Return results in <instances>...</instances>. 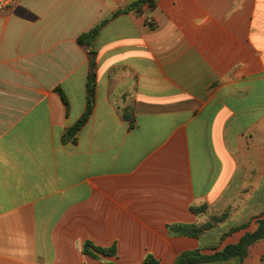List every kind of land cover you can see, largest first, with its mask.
<instances>
[{"label": "crops", "instance_id": "1", "mask_svg": "<svg viewBox=\"0 0 264 264\" xmlns=\"http://www.w3.org/2000/svg\"><path fill=\"white\" fill-rule=\"evenodd\" d=\"M81 1L90 11L70 24L53 13L75 0H20L0 14V264H142L147 255L175 264L255 232L264 0H152L131 11L132 0ZM104 21L93 112L77 142H65L87 107L89 50L77 40ZM227 211L200 238L168 230ZM86 242L117 256L84 255ZM209 264H264V240L244 260Z\"/></svg>", "mask_w": 264, "mask_h": 264}, {"label": "trees", "instance_id": "2", "mask_svg": "<svg viewBox=\"0 0 264 264\" xmlns=\"http://www.w3.org/2000/svg\"><path fill=\"white\" fill-rule=\"evenodd\" d=\"M148 3L150 7H153L152 0H139L133 5L127 8L128 11L139 9L144 3ZM140 10V9H139ZM108 21H104L100 25L91 29L89 32L82 34L78 38V44L80 46H86L89 50V75H88V84H87V107L82 118L71 128H69L65 135V142H77V134L80 130L86 125L90 116L93 112L94 102H95V93H96V57L97 53L93 49V43L98 37L100 31L105 26ZM57 92L60 93L64 104L68 107V101L65 98L64 94L60 89H57ZM207 207H201L199 209L193 208L192 211L195 214L203 212ZM229 216V211L224 212L219 215H212L206 223L203 224H193V225H170L168 230L173 236H186L192 238H200L207 232L214 230L217 226L224 223ZM239 229H233L229 234L237 231ZM225 235V236H227ZM264 240V219L258 221L257 230L253 233H246L242 239L234 245H228L221 251H216L211 255H204L201 253V250L185 252L183 253L175 262V264H209L214 262H225L232 259L244 260L249 253L250 247L260 241ZM82 252L84 255H88L93 258H99V256L106 257H116L117 250L115 247L110 249H103L96 247L91 242L84 243L82 247ZM110 264H117L111 262ZM142 264H158V261L153 255H147Z\"/></svg>", "mask_w": 264, "mask_h": 264}, {"label": "rangeland", "instance_id": "3", "mask_svg": "<svg viewBox=\"0 0 264 264\" xmlns=\"http://www.w3.org/2000/svg\"><path fill=\"white\" fill-rule=\"evenodd\" d=\"M138 0H132V2H137ZM93 2V1H92ZM126 5V4H125ZM124 5V6H125ZM52 4L49 5L51 8ZM93 9V5L91 4V10ZM90 11L88 8H83L81 0H75V2L71 5V7L67 6L64 3H61L60 10L54 11L53 15L55 19L59 23H72L73 19L79 18V16L85 14V12ZM218 234H214V237Z\"/></svg>", "mask_w": 264, "mask_h": 264}, {"label": "built area", "instance_id": "4", "mask_svg": "<svg viewBox=\"0 0 264 264\" xmlns=\"http://www.w3.org/2000/svg\"><path fill=\"white\" fill-rule=\"evenodd\" d=\"M20 0H0V14L3 13L4 11H7L13 7H15V5H17V3ZM116 5H118L119 7H123L128 0H113ZM150 25L153 26V21H149Z\"/></svg>", "mask_w": 264, "mask_h": 264}]
</instances>
